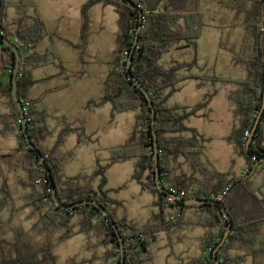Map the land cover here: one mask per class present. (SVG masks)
<instances>
[{
    "label": "crops",
    "instance_id": "0c3cea01",
    "mask_svg": "<svg viewBox=\"0 0 264 264\" xmlns=\"http://www.w3.org/2000/svg\"><path fill=\"white\" fill-rule=\"evenodd\" d=\"M28 1L33 2V5L24 8L25 15L22 25L28 26L32 23L33 18L38 17L44 23L46 31L45 37L36 45V51L42 60L31 69L35 83L25 93L26 100L36 110L46 112L48 115L46 125L50 133L42 141V146L46 150L54 149L61 130L67 125L82 128V136L72 133L58 148L59 155L64 158V178H79L78 181H75L74 186L98 190L102 178H90L89 175L99 165L106 166L110 163L113 151L129 142L138 115V111H134L135 115L129 117L131 126L125 131L123 130L125 128L119 129L120 120H125L122 115L129 112L117 113L110 103L99 105L104 97L105 82L110 72L116 68L115 52L119 16L115 20L113 37L106 42L107 36L102 33L103 19H106V15L105 17L97 15L93 18L86 16L83 8L88 0L79 1V5L75 9L76 33L70 38L66 36V39L59 40L64 47L61 48V60H57V53L50 40L59 35L64 22H73V19L69 17L71 14L60 12L56 18L59 21V26L56 25L52 30H48L45 19L40 13L38 1ZM134 1H138L147 10H155V12H184L174 8L178 7L179 3L186 2L184 4L189 3V11L184 13H197L200 15L201 21L206 8L211 3L210 0ZM234 1L237 3L236 6H242V0ZM13 2L18 3L19 0H13ZM46 2L53 7H56L58 2L61 4L63 2L65 6L67 4V0H46ZM214 3L217 6H222L219 0H214ZM96 6L102 7L103 13L106 9L114 7L105 6L102 3H97L93 7ZM9 9H14V13L9 14ZM9 9L4 24L9 32L15 33L18 29L19 9L17 7ZM79 9L83 11L81 16L78 15ZM113 12L117 13L115 7ZM112 19L114 18L112 17ZM93 23L98 24L96 27L98 30L91 40L94 50L91 55H88V47L90 48L88 36L93 34ZM202 39L203 34L200 32L196 47L189 46L183 41L174 43L169 46L159 60V66L165 70L178 64L194 62L191 67L176 72V79L181 81L178 84V90L167 98L164 105L167 109L177 107L192 109L206 100L208 101L204 108L185 121V125L190 130L205 139L202 143L199 138L197 139L202 147L200 149L195 146L179 147L182 151L196 152L198 150L202 151V154L191 159L181 153H164L161 160L165 180L164 187L173 185L199 194V192H208L217 187L218 175H224L227 176V179L244 178L252 190L258 191L264 188V167L258 166L252 172L247 173L246 159L229 141L233 130L239 126L241 121L238 107L231 100V95L239 90L238 82L250 81L253 78L248 70V59L245 56L238 59L232 54L233 58H229V64L237 70L238 78L222 79L212 72L215 63L208 64L205 61L206 56L201 52ZM252 47L248 49L249 54L252 52ZM99 52L104 55L102 59L98 55ZM180 52L185 57L177 60L170 59L172 55H175L174 53L180 55ZM6 59L7 57L0 52V200H8V208L0 216L3 221L0 226V244H7L11 250L7 252L6 256L0 253L2 257L0 262L7 258L16 259L17 255H26L32 260L45 261L46 252L41 254V251L47 246L45 240L47 235L56 232L54 236L58 242H68L77 237L80 239L82 247L85 246L89 250V255L79 261L81 264H116L115 257L109 255V252L113 251V244L103 242L105 235L102 216L99 215L92 219L94 228L88 234L81 231L84 215L71 217L69 221L72 234L67 237L68 232L65 228L56 227L46 218L47 214L52 212L51 209L35 210L29 205L32 202L30 200L32 195L30 184L36 176V170L30 165L25 151H19L14 115L15 105L3 93L5 87L11 82ZM65 61L73 62L74 66L72 65L68 69ZM94 71H96L95 75L92 73ZM245 72L250 75L247 79H244L247 74ZM168 137L177 138V140L178 138L193 139V134L188 131ZM117 138L118 143H116ZM5 143H8L7 147H5ZM170 148L178 147L171 144ZM143 153H147V150L137 142L129 153L130 158L112 164L105 175V190H107L108 196L121 203L120 206L112 208L114 217L117 220L126 219L137 230L162 224V211L157 206V196L143 189L141 184L133 178L136 164ZM72 165H75L73 170L69 168ZM146 176L147 173L144 174V177ZM12 186L17 187L16 191H12ZM15 214L24 215L25 219L30 221V229L38 228L40 235H37L35 243H32L31 238L23 231H18L20 226L15 228L13 223L7 224ZM163 215L166 223L172 221L171 218L174 217L173 221L176 222V225L156 233L149 239L147 250L150 259L144 264H194V260L203 254L202 240L209 230L208 225L214 221L211 211L197 206L186 207L182 211L166 207ZM38 225L40 227H37ZM219 228L220 225L217 223L212 231L216 233ZM7 229L11 231L9 234H6ZM248 241L247 244L235 243L230 251V255L236 258L239 264L259 263L257 260L260 252L264 251V224L255 233L248 236ZM16 246L22 247V252L17 253ZM99 247L101 250H97ZM51 253L52 255L49 254L47 257L48 261L51 262L52 256L57 261L54 249Z\"/></svg>",
    "mask_w": 264,
    "mask_h": 264
},
{
    "label": "trees",
    "instance_id": "16d2710c",
    "mask_svg": "<svg viewBox=\"0 0 264 264\" xmlns=\"http://www.w3.org/2000/svg\"><path fill=\"white\" fill-rule=\"evenodd\" d=\"M132 1L143 10L142 28L139 31L138 38L137 30L140 26L139 12L126 2L121 0H88L84 6V10L86 11L87 8L97 3H102L105 6L112 5L115 7L119 16L120 31L115 52L116 68L110 72L105 82L104 97L99 105L110 103L117 113L138 111L135 121V131L129 142L113 151L110 163L106 166L99 165L89 175L90 178H102L99 189L94 190L74 186L75 181H78L79 178H64V158L59 155L58 148L64 144L65 138L68 135L78 133L82 136V128L71 127L69 125L65 126L58 136L55 148L46 150L42 146V141L50 133L46 125L47 113L36 110L31 104L30 108L26 110V118L31 141L45 158L61 200L66 204H74L84 200H96L110 213L119 229L126 251V264H144V262L150 259L147 250L149 239L154 237L156 233L176 225L175 221L166 223L163 215L164 209L169 207L182 211V209L191 206H187L180 201H176L175 205L168 204L167 195L161 193L157 188L153 159L151 108L143 93L128 76L126 69L128 59L133 54L132 73L149 92L156 109L157 122L155 127L159 141L160 165L162 163V156L166 152L181 153L183 156L191 159L202 154V151L198 150L196 152L182 151L179 147L195 146L199 147V149L202 147L197 139L199 138L201 143L205 139L199 137L195 131L190 130L185 125V121L188 117L195 115L200 109L204 108L208 101L206 100L204 103L192 109L179 107L167 109L164 106L166 100L178 90V84L181 81L176 79V72L180 69L191 67L194 65V62L178 64L169 70H165L159 66L161 56L168 50L170 45L183 41L189 46L196 47L202 27L200 15L194 12H155V10H147L138 1ZM251 2L252 5L247 18V29L250 32L253 47L252 52L249 54L247 65L253 78L250 81L239 82V90L231 95V100L238 107V114L241 117V121L229 137V141L235 145L237 151L246 159L247 173L252 172L258 166L264 167V163L258 162L259 157L264 156V114L253 136L250 149H246V142L249 137L245 136V133L247 131L251 133L253 129L261 108L264 90V59L261 49L264 0H251ZM1 5L0 33L4 37L9 38L15 46L19 47L21 52H23V47L27 44H31L33 47L30 55L22 54L21 67L18 74L19 97L23 102H28L25 98V93L35 83L31 69L37 66L42 60V57L36 51V45L46 35L45 26L38 17L33 18L30 25H22L25 15L24 8L33 5L31 1L19 0L18 3H14L13 0H1ZM11 7H17L19 9V17L17 20L18 29L15 33L9 32L7 26L4 24L6 11ZM136 40V47L133 50ZM0 49L2 54L7 57L5 61L6 66H8L12 76L15 55L9 48H3L1 46ZM3 93L14 104L11 82L5 87ZM14 115L19 139V151H25L30 165L36 170V176L30 184L32 187L30 200L32 202L29 205L34 207L35 210L43 208L51 209L52 212L47 214L46 218L56 227L61 226L65 228L68 232L67 237H70L72 234L69 219L75 215H84L81 231L85 234L90 233L94 228L92 219L99 216V211L91 206L66 210L55 205L46 172L37 154L28 147L25 141L21 116L16 108H14ZM188 131L192 132L193 139L178 138L177 140V138L168 137L172 134H182ZM137 142L147 150V153H143L139 157L133 178L141 184L143 189L157 196V206L162 211L161 225L149 226L142 230H137L132 227L126 219L117 220L114 217L112 208L120 206L121 203L110 198L107 190H105V175L107 170L112 164L130 158L129 153ZM171 144H175L178 148L171 149ZM145 173H147L146 177H144ZM161 179L165 181L162 166ZM37 180H42L44 183L37 185ZM218 188L219 190H217ZM226 189L228 190L226 191ZM225 191L226 194L224 195L223 193ZM219 197L232 220V230L225 245L219 250L218 258L221 264H239V261L230 255V251L233 249L235 243H249L248 236L255 233L264 224V193L261 189L258 191L252 190L244 178L227 179V176L218 175L217 187L208 192H199L197 197L195 196L193 198L218 200ZM198 207L211 211L214 221L208 225L209 230L202 240L203 254L194 260V264H216L213 259V251L223 238L228 221L219 206L203 205ZM7 208L8 200H0V216ZM102 223L105 235L103 242L105 244H113V251L109 252V255L115 257L116 264H121L119 242L115 231L105 219H102ZM217 223L220 225V228L215 233L212 229ZM2 224L3 221L0 217V226ZM52 247L47 245L41 251V254L46 252L45 261L38 259L32 260L26 255H17L16 259L7 258L1 261L0 264H56L53 256L51 257V262L47 258L49 254L52 255ZM22 250V247L16 246L17 253L22 252Z\"/></svg>",
    "mask_w": 264,
    "mask_h": 264
},
{
    "label": "rangeland",
    "instance_id": "374dc122",
    "mask_svg": "<svg viewBox=\"0 0 264 264\" xmlns=\"http://www.w3.org/2000/svg\"><path fill=\"white\" fill-rule=\"evenodd\" d=\"M37 1L40 6L39 8L40 13L45 19L46 27L48 30H52L56 25L59 26V21L56 20V18L60 12L62 13L68 12L71 14L69 15V17L73 19V22H67V23L64 22L62 24V28L60 29L59 35L56 36V38H52L50 40L53 43L54 50L57 53V56H58L57 60H61V48H63L64 46H63V43H61L59 40L66 39L65 38L66 36H69L70 38L75 35L76 27H77L75 9L77 5H79V1L81 0H67L66 6L63 5V2L62 4L58 2L56 7H53L47 4L46 0H37ZM44 1H45V6H44ZM210 1L211 3H209L210 5L206 8V11L203 14V20H202V27H201V32L203 34L202 45H201L202 55L206 56L205 61L208 64L215 63L214 64L215 68L213 67L212 72H215L218 75V77H221L222 79H225V80L237 79L238 78L236 74L237 70L230 66L229 58H233L232 54H234L235 57L238 59L239 57L244 58V56L246 59H248L249 57L248 49L253 44V41L250 37V32L247 29V18H248L250 6H251V0H242L241 7L236 6L237 3L234 0H219L222 3V6H217V4L214 3V0H210ZM184 3L182 2L179 3L178 4L179 8L175 7L174 9L178 11H184V12L189 11V6H188L189 3L188 4H184ZM112 9L114 10V7H110L106 9L105 13H103L101 11L102 7H99V6L89 7L86 9V11L83 8L84 14L92 18L96 17L97 15H100V17H105L106 15V19L105 18L103 19L104 29L102 32L104 35L107 36L106 42L108 41L109 38L113 37V27L115 24V20L118 16L117 13L113 12ZM13 11L14 9H9L8 12L9 14H11ZM83 11L79 9L78 15L81 16ZM6 14H7V11H6ZM112 17L114 19H112ZM92 26H93V34L88 36L89 43H90V48L88 47V55H91V53L93 52L92 50H94L91 40H92V37L96 35V31L98 30V28H96L98 26L97 23H93ZM119 31H120V28L117 32V39H118ZM90 33H91V30H90ZM101 47H103L102 44H101ZM181 53L182 52H180V55H177L179 53H174L175 55H172L170 59L177 60L178 58L185 57V55L183 56ZM98 55L101 59L104 57L102 52H99ZM170 59L168 58L169 61ZM64 63L68 69H70L72 65L74 66L73 62L65 61ZM115 65H116V62H115ZM89 71L91 72L90 68H89ZM92 73H94L95 75L96 71ZM244 77H245L244 79H247V77H250V75L247 73L245 74ZM135 112L132 111L131 113L129 112V113H126L125 115H122L125 117V120L123 121L120 120L121 125L119 126V129L125 128L123 130L126 131L127 129L130 128L131 120H129V117L134 116ZM133 130L135 131L134 127L132 131ZM116 143H118V138L116 139ZM4 145H6L5 147H7L8 143H5ZM69 168L73 170L75 168V165H72ZM16 188H17L16 186H12V189H13L12 191H16ZM12 223L14 226H16L15 228H18L20 226L18 228V231L20 230L23 231L24 234H26L28 237L31 238L32 243H35L34 240H36L37 235L38 236L40 235L39 234L40 231L38 230V228L36 229V227L34 229H30V226H31L30 221L28 219H25L24 215L15 214L14 217L10 221L7 222V224H12ZM37 227H40V225H38ZM10 232L11 231L7 229L6 234H9ZM54 234L52 232L49 235H47V239L45 240L47 242L45 245H48V246L50 245V247L53 246L52 248L54 249V253L58 259L56 261V264H77V263L81 264L79 261L82 258H86V256L89 255L88 254L89 250H87L85 246L82 247V243L80 242V239H78L77 237H74V239L68 242L60 243L57 241ZM19 235L22 236L20 233ZM10 250H11V247H9L7 244L5 243L0 244V253H3L4 256H6L7 252ZM97 250H101V248L99 247L97 248ZM263 252H260L259 259L257 260L259 263L257 264H264V253ZM1 258L2 257L0 254V259ZM73 259H75V261H72ZM249 264H252V263H249Z\"/></svg>",
    "mask_w": 264,
    "mask_h": 264
},
{
    "label": "water",
    "instance_id": "95a60500",
    "mask_svg": "<svg viewBox=\"0 0 264 264\" xmlns=\"http://www.w3.org/2000/svg\"><path fill=\"white\" fill-rule=\"evenodd\" d=\"M121 1L126 2L129 6H131L133 9H135L139 12L140 26L137 30V38H138L139 31L142 28L143 10L141 9L140 6L135 4L132 0H121ZM1 8H2V5H1V0H0V11H1ZM262 23H263V36H262L261 49H262V54H263V59H264V8H263V15H262ZM136 43H137V40L135 42L133 50L136 47ZM0 45L3 46V48L11 49L15 55V64H14V68H13L12 76H11L12 98L14 101L15 108L18 110V112L21 116L22 130H23V135H24L25 141H26L28 147L30 149H32L37 154L41 164L43 165L44 171L46 172V175H47V179H48L50 186H51L52 198L55 202V205L57 207H60V208L66 209V210H72L74 208L85 207V206H91V207H94L95 209H97L99 211V215H101L103 217V219H105L106 222L109 223L112 226V228L114 229L115 234L118 238V242H119L120 256H121L120 262H121V264H126V251L124 248L122 236L119 232V229H118L116 223L114 222L113 218L111 217L110 213L106 210V208L103 207L102 205H100L96 200H84V201L74 203V204H66L59 197L57 188L54 184V180H53L52 175H51V172H50V170L46 164V160L43 157V155L41 154V152L39 150H37L34 143L31 141V137H30V134L28 131V122H27L26 114H25L24 108H23V102L19 97L18 74H19L20 67H21V59H22L21 51H20L19 47L15 46L9 38L4 37L1 33H0ZM132 63H133V54H131L130 58L127 61V65H126L127 73H128L129 78L132 79V81L136 85V87L143 93V95L145 96V98H146V100H147V102L151 108V118H152L151 128H152V136H153V150H154L153 159H154L155 182H156L158 190L161 193L168 194V191L164 187V185L162 183V179H161V165H160V157H159L160 149H159V141H158V136H157V129L155 127L156 122H157L156 109H155L154 103L152 101V98H151L149 92L144 88V86L140 83V81L133 75L132 69H131ZM263 114H264V90H263V98H262L260 111L258 113L256 120H255L253 129L250 133V136L246 142V149L247 150L250 149V145H251V142L253 140V136H254L256 130L258 129V127L260 125ZM258 162L264 163V156H260ZM261 190H262V192H264V188H262ZM178 201L184 203L187 206H197L198 207V206H203V205H216V206H219L221 208L223 215L225 216L226 220L228 221V226H227L226 231L224 232L223 238L221 239V241L218 243V245L216 246V248L213 251V259H214L215 263L221 264V261L218 258V252L225 245V243H226V241L230 235V232L232 230V220H231L229 214L227 213V211L224 207V204L221 201L210 200V199H205V198H189V199L178 198Z\"/></svg>",
    "mask_w": 264,
    "mask_h": 264
},
{
    "label": "built area",
    "instance_id": "2783aa9c",
    "mask_svg": "<svg viewBox=\"0 0 264 264\" xmlns=\"http://www.w3.org/2000/svg\"><path fill=\"white\" fill-rule=\"evenodd\" d=\"M32 49L33 47L31 46V44H27L23 47V52H21V54H24V55H30L32 53ZM21 51V50H20ZM0 52H1V49H0ZM23 102V101H22ZM31 106V103L30 102H23V108H24V112L26 114V110L28 108H30ZM245 136L249 137L250 136V133L247 131L245 133ZM44 182L42 180H37L36 181V184L37 185H42ZM163 185L165 183V181H162ZM167 191H168V194L167 195V202L168 204L170 205H175L176 204V201H178V198H181V199H189V198H193V197H197L198 194L196 193H191L189 191H186V190H183L181 188H178L176 186H173V185H169L168 187H166ZM228 189H226L227 191ZM226 191L223 193L224 195L226 194ZM217 201H220V197L218 198ZM171 220H175L174 217L171 218Z\"/></svg>",
    "mask_w": 264,
    "mask_h": 264
}]
</instances>
